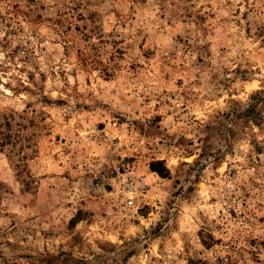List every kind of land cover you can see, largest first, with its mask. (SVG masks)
Instances as JSON below:
<instances>
[{"label": "rangeland", "instance_id": "rangeland-1", "mask_svg": "<svg viewBox=\"0 0 264 264\" xmlns=\"http://www.w3.org/2000/svg\"><path fill=\"white\" fill-rule=\"evenodd\" d=\"M0 264H264V0H0Z\"/></svg>", "mask_w": 264, "mask_h": 264}, {"label": "built area", "instance_id": "built-area-1", "mask_svg": "<svg viewBox=\"0 0 264 264\" xmlns=\"http://www.w3.org/2000/svg\"><path fill=\"white\" fill-rule=\"evenodd\" d=\"M128 203H129V204H131V203H132V200H131V199H130V200H128Z\"/></svg>", "mask_w": 264, "mask_h": 264}, {"label": "trees", "instance_id": "trees-1", "mask_svg": "<svg viewBox=\"0 0 264 264\" xmlns=\"http://www.w3.org/2000/svg\"><path fill=\"white\" fill-rule=\"evenodd\" d=\"M153 170H156L155 168L152 167ZM158 171V170H157ZM160 173V172H159ZM160 174H163V173H160Z\"/></svg>", "mask_w": 264, "mask_h": 264}]
</instances>
